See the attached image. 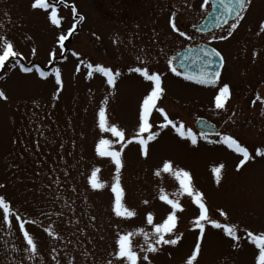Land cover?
I'll return each mask as SVG.
<instances>
[{
    "label": "rangeland",
    "instance_id": "1",
    "mask_svg": "<svg viewBox=\"0 0 264 264\" xmlns=\"http://www.w3.org/2000/svg\"><path fill=\"white\" fill-rule=\"evenodd\" d=\"M31 3L0 0V36H6L23 57L15 66L6 63L0 68V91L7 96L0 99V196L22 219L35 220L26 229L38 252L29 258L19 223L13 217L9 228L0 216V264H56L53 256L60 264H105L117 234L139 229L151 234L147 214H153L154 223L166 218L169 206L159 199L162 193L179 199L184 209L177 213L176 234L182 239L149 258L151 264H185L199 235L192 224L198 209L189 197L173 195L179 190L174 175H155L165 160L190 172L212 218L239 227L241 239L234 242L222 230L206 226L198 264H254L256 249L244 230L264 232V158L255 157L237 172L238 155L208 142L218 136L201 139L194 124L198 119L214 124L220 134H231L253 156L257 148L264 149V34H258L264 0H252L231 36L230 23L206 35L191 30L210 9H201L202 0H64L57 4L60 28L50 24L45 11L32 9ZM72 6L77 9L75 20ZM170 21L188 38L174 32ZM61 34L66 36L63 45L58 42ZM220 36L228 38L220 40ZM197 45L215 48L223 57L224 68L215 86H201L170 70L168 62L177 52ZM50 53H55L51 63ZM89 64L120 72L115 86H108L99 73L89 76ZM21 65L33 72L20 71ZM36 67L49 75L41 78ZM134 67L160 74L164 94L158 106L177 126L183 123L191 129L198 144L180 138L171 127H156L163 118L154 113L152 123L159 136L150 142L149 155L141 156L135 143L122 152L124 203L136 213L125 220L111 212L114 165L95 151L100 139L115 141L99 130L97 113L103 105L110 124L125 131L126 138L134 135L138 106L149 90V82L129 71ZM54 68L61 71L62 88L50 75ZM225 84L230 96L225 108L217 109L215 97ZM257 95L262 99L253 103ZM112 148L120 150L121 144L114 142ZM221 164L222 179L217 184L212 169ZM93 168L100 169L104 189L93 191L88 186ZM218 209L227 212L226 219ZM45 227L60 239L49 237ZM132 240L142 255L144 237L134 235Z\"/></svg>",
    "mask_w": 264,
    "mask_h": 264
},
{
    "label": "snow or ice",
    "instance_id": "2",
    "mask_svg": "<svg viewBox=\"0 0 264 264\" xmlns=\"http://www.w3.org/2000/svg\"><path fill=\"white\" fill-rule=\"evenodd\" d=\"M252 0H219L220 6L223 8L226 16L232 17L233 22L230 23L228 29V36L232 35V32L237 29L240 21L245 17V13L249 9ZM57 4H64V0H56L55 3H50L49 0H32L31 8L39 9L45 11L47 19L52 26L56 28L61 27V19L58 13ZM211 5L212 8L216 7V0H202L200 5L201 9H205L207 6ZM65 7L68 5L65 4ZM71 11L75 15L77 9L72 6ZM83 19V17H80ZM219 19V18H218ZM224 24H229L228 19H224ZM171 27L174 32H177L181 37L188 38L186 33L180 31L174 22H171ZM219 26V23L218 25ZM258 34H264V20L259 23ZM71 32V29L69 30ZM228 36H220V40L227 39ZM66 36L61 34L58 36V42L63 45ZM217 39V37H213ZM35 49H33V54H35ZM191 51V49L189 50ZM50 60L55 59V53H50ZM219 58V64L217 67L223 65V57L221 53L215 48H200L199 52L193 57V63L200 62L201 68L196 73H186L184 74V79L192 80L199 84L205 83H215L220 76L219 71H210L214 63H216L213 58ZM188 57H186L187 59ZM23 59L21 54L14 49V45L9 41L6 36H0V68L6 67V63H12L13 66L19 63ZM170 70L176 75H181L175 67H172L173 61L169 60ZM183 67V64L181 65ZM88 75L91 76L93 72L101 74L106 78V83L110 87H114L116 84V77L120 76V72H113L110 68L97 64L95 67L89 64L87 65ZM80 67L77 66V71ZM20 71L24 73L33 72L32 67H26L21 65ZM35 71L39 74L41 78H46L49 74L42 71L39 67L35 68ZM130 72L138 74L146 82H149V90L146 95L143 96L141 102L138 106V117L137 126L134 135L129 139L126 138L125 131L121 130L118 126L109 123V118L107 116L106 108L102 105L100 106L97 113V125L101 132L110 133L115 141H110L109 139H100L96 145V153L101 157H108L111 163L114 165L115 174L113 176V182L110 185V191L112 193L111 201V212L120 219H130L136 215L134 211H131L124 203L125 193L121 185L120 173L123 168L122 152L124 147L128 144L135 143L139 146L140 155L147 157L149 155V145L150 142L155 141L159 136V132L154 130V125L152 123V117L154 113H158L163 121L159 123L156 127L159 129L173 128L176 134L195 146L198 144L197 135L192 132L191 129H186L183 123L177 124L169 118L168 113L162 107L158 106V101L161 100L164 94V88L162 87V79L159 73L150 72L146 67H134L129 69ZM54 76L55 84L62 88V75L58 68H54L50 74ZM230 96V89L227 84L219 89L218 94L215 97V107L217 109H224L226 101ZM0 99L7 100V96L3 91H0ZM257 100H261L260 96L257 95ZM256 101H253L255 103ZM264 103V100H261ZM105 104L107 101L104 102ZM219 137L218 140H209V143H217L225 146L227 149L236 153L239 157V162L236 164V171L239 172L242 168L249 162L255 159V157L264 158V149L257 148L255 150V156H253L250 151L241 145L236 138L231 134H220L216 133ZM201 139H207V134H202ZM120 143V150H113V143ZM224 165L216 166L212 169L213 175L215 176L217 184L221 183L222 171ZM100 169L93 168L91 173L87 176V184L93 190H101L105 188V184L101 182L98 177ZM163 173H168L174 175L176 181L179 185L178 192L173 195L176 197L187 196L190 198L191 203L195 205L198 209V215L193 219L192 224L195 230H198L199 235L195 241V246L191 251L190 255L187 256L185 264H198V256L202 251V241L206 235V226H211L213 229H220L223 231L224 235L230 238L234 242H239L241 237L238 235L239 227L237 225L223 224L218 222L216 219L212 218L210 215L209 207L206 204L204 193L197 190L194 186L193 178L189 171L182 168H174L173 162L165 160L162 164V168L155 172V175L159 176ZM159 199L164 202L165 205L169 206L166 218L163 219L161 223H154V216L148 213L146 216V222L151 226V234L144 231V229H139L137 232H125L117 234L114 240V245L112 252L110 253L111 259L107 260L105 264H151L149 254L157 253L163 249L164 246H177L182 235H177V225H178V212L184 211L179 199L170 198L166 194H161ZM145 204L148 203L147 200L144 201ZM219 215L221 217L227 218V212L223 209H218ZM0 216H2L3 222L9 225L11 228V221L14 217L15 221L19 223V232L22 233L23 242L25 244V251L29 254V258H35L38 252V246L34 237L26 229V225L35 224V220L22 219L21 215L17 211H13L11 202H6V198L0 196ZM91 219H95L92 217ZM49 237L53 239H60V237L54 232L51 227H45L43 229ZM246 232V237L250 238V243L255 246L256 251L254 252V264H264V232L259 234H254L250 230H244ZM134 235H140L144 237L145 246L141 247L140 253L134 249L132 237ZM237 245H234V247ZM55 251V249H53ZM56 261V264H60L56 256L52 257Z\"/></svg>",
    "mask_w": 264,
    "mask_h": 264
},
{
    "label": "water",
    "instance_id": "3",
    "mask_svg": "<svg viewBox=\"0 0 264 264\" xmlns=\"http://www.w3.org/2000/svg\"><path fill=\"white\" fill-rule=\"evenodd\" d=\"M76 18V17H74ZM219 18V19H218ZM228 19L229 22L233 21L232 17L226 16V14L223 11V8L219 4V0H216V7L212 8L210 5V10L204 17V19L194 26L192 30L200 35L208 34L213 31H217L227 24H224V19ZM219 23V26H217ZM211 48L208 45H198L195 47H189L185 48L178 53H176L173 57V64L172 66L177 69L183 76L186 73H196L200 70L201 64L200 62L193 63V57L196 56V54L199 52L200 48ZM191 49V51H189ZM186 57H188L186 59ZM213 60L216 62L212 65V67L209 69L210 71H219L221 72L222 66L217 67L219 64V58H213ZM183 64V67L181 66ZM218 80V79H217ZM216 80V81H217ZM205 84H213V83H205ZM194 128L197 132L201 134H207L210 136H217L216 133H219L217 128L210 122L204 120V119H198L196 123L194 124Z\"/></svg>",
    "mask_w": 264,
    "mask_h": 264
},
{
    "label": "flooded vegetation",
    "instance_id": "4",
    "mask_svg": "<svg viewBox=\"0 0 264 264\" xmlns=\"http://www.w3.org/2000/svg\"><path fill=\"white\" fill-rule=\"evenodd\" d=\"M257 97V96H256ZM256 97H255V101H256V103L258 102V100L256 99ZM262 99V98H261Z\"/></svg>",
    "mask_w": 264,
    "mask_h": 264
}]
</instances>
